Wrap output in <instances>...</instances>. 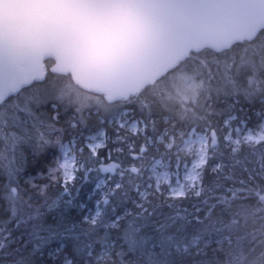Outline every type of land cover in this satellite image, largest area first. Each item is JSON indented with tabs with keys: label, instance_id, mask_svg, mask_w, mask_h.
I'll list each match as a JSON object with an SVG mask.
<instances>
[{
	"label": "trees",
	"instance_id": "1",
	"mask_svg": "<svg viewBox=\"0 0 264 264\" xmlns=\"http://www.w3.org/2000/svg\"><path fill=\"white\" fill-rule=\"evenodd\" d=\"M54 64L51 59L45 62L49 69ZM176 74L186 76L189 97H182L178 86H172L170 77ZM54 78L66 100L91 112L89 130L94 135L107 129L108 136L114 137L112 127L96 121L110 119L124 108L133 118H142L147 130L136 136L129 129L122 131L126 140L119 145L109 139V147L124 149V167L115 174L93 172L85 180L84 158L79 153L82 169L66 187L60 168L48 172V166L55 167L56 147L33 155L28 144H21L13 153L0 142V264H121V259L124 264H264V210L256 211L264 199V143H243L233 153L223 139L228 130L225 120L230 116L237 117L233 124L244 121L248 129L262 127L264 29L226 49L204 46L193 50L156 84L128 99L109 102L78 87L70 74L55 72ZM65 128V142L75 136L79 147L81 130ZM192 128L215 130L218 137L201 170V187L211 189L217 198L220 193L232 196L240 188L249 191L237 192L222 203H216V198L202 202L195 192L168 200L149 196L146 211L137 207L133 201L140 202L141 197L133 185L139 179L145 188L153 183L150 168L164 151L159 138L168 133L178 144L182 140L179 133ZM145 135L151 138V145L149 153L135 162L140 176L130 171L133 161L128 158V143L134 140L139 145ZM216 164L221 167L214 170ZM108 177L112 178L109 187L121 181L123 188L104 205V193L100 195L95 187ZM98 200L101 211L93 225ZM213 204V222L201 224L192 219L195 207L202 208L199 215L203 217ZM116 216L123 219L113 228L110 224Z\"/></svg>",
	"mask_w": 264,
	"mask_h": 264
},
{
	"label": "water",
	"instance_id": "2",
	"mask_svg": "<svg viewBox=\"0 0 264 264\" xmlns=\"http://www.w3.org/2000/svg\"><path fill=\"white\" fill-rule=\"evenodd\" d=\"M262 29L264 0H0V61L17 73L0 87L52 59L81 89L129 98L193 50L226 49Z\"/></svg>",
	"mask_w": 264,
	"mask_h": 264
},
{
	"label": "snow or ice",
	"instance_id": "3",
	"mask_svg": "<svg viewBox=\"0 0 264 264\" xmlns=\"http://www.w3.org/2000/svg\"><path fill=\"white\" fill-rule=\"evenodd\" d=\"M51 73V78H50ZM17 74L14 70L8 68V66L0 61V85L8 79L10 75ZM55 77V68L49 69L47 65H44L43 70L32 76L29 79H22L16 87L12 89H7L0 87V142L8 145L13 153L16 152L17 148L21 144H28L33 151V155H40L49 148L56 147L58 155L53 157V163L55 167L48 166L49 174L57 171L59 168H71V165L75 163V160H69L68 155L72 147L77 146V138L72 136L70 140L66 143L64 140V133L66 132L65 125L67 128L72 129L75 132L80 129V137L82 143H79V153L81 157L84 158V178L87 180L88 175L95 173H116L118 168H123L124 149L122 147H109V139H111L112 144H123L126 137L122 135V131H126L129 127V123L123 120L121 117L128 115V109L124 108L119 115L114 116L110 119L99 118L96 122L100 125H108L112 127L114 132V137H109L107 129L101 131V136L104 138L97 141L95 144L91 141L96 140V136L90 131V121L91 112L86 111L83 105L74 106L71 99L65 98V95L60 91L59 85ZM251 83V81H249ZM237 119L236 116H230L225 120V125L229 124V121ZM242 123H245L242 121ZM138 125H143V128L138 127ZM246 126V124H245ZM131 132L133 136L140 133H146L147 124L142 118H137L131 121L130 124ZM236 133H240L241 129L237 127L235 129ZM213 144H216V133L215 130L212 131ZM226 140H230L236 145L232 149L233 153L240 150L241 140L232 139V134L229 132ZM245 142L255 141L257 146L264 143V134L259 136H253L249 130L246 135L243 136ZM151 138L145 135L144 142L139 145L136 142L130 141L128 143V158L133 161L129 165L130 171L137 173L140 169L136 166L137 161L142 160L150 150ZM171 147V145H169ZM26 163V156L21 153ZM15 161V156H13V162ZM207 159L202 157L199 161L193 163V174L188 179L192 181L197 180V175L195 174L196 168H202L207 165ZM220 164H216L214 170L219 169ZM264 167V164L261 165ZM19 170V169H18ZM80 169L77 168L76 172ZM76 172H66L64 177L65 187L68 183L73 182L76 179ZM124 177V171L120 172L121 181ZM29 182L32 178L29 177ZM111 177L107 179H101L97 184L96 188L104 186L108 188V191L102 195V202L104 205L110 203V197L116 196L123 188L121 181L112 183ZM167 177H165V183H167ZM35 187V185H33ZM151 187V185H149ZM156 187L159 189L161 186L157 184ZM139 191V189H137ZM16 189L13 188V192ZM142 196L145 194L141 193ZM170 195L173 197H181L184 195L182 191H177L176 189H170ZM101 201H97V212L94 217H92L91 223L95 225L96 217L100 216L99 205ZM137 207H141L137 205ZM146 211V210H145ZM131 213H125V215H130ZM123 219L121 216H116L111 222L110 226L113 228L119 227L120 220ZM88 220V217H85ZM91 254V253H89ZM123 257V253H118ZM227 258V253L224 254L223 259ZM67 264H71L68 261ZM121 264H124L123 259H121Z\"/></svg>",
	"mask_w": 264,
	"mask_h": 264
},
{
	"label": "rangeland",
	"instance_id": "4",
	"mask_svg": "<svg viewBox=\"0 0 264 264\" xmlns=\"http://www.w3.org/2000/svg\"><path fill=\"white\" fill-rule=\"evenodd\" d=\"M255 35L256 34H254L252 37H254ZM216 49L222 50L221 48H216ZM170 81L171 83H173L172 86L173 85L178 86L177 89H179L180 92L182 93L181 95L182 97L185 98L189 97V91H187L186 88L188 82L185 75L176 74L173 77H170ZM121 118L129 123V127L127 129L131 131V127H130L131 121L136 118H133L132 115H127ZM232 121L233 120L229 121L228 125L224 124V127L228 128V130L223 132V139L227 143V147L230 146H232L233 148L236 147V145L232 143L230 140L225 139L226 135L229 132H231L232 134V139L233 140L240 139L241 144L243 143L256 144L255 141L245 142L243 140V136L246 135L249 130L251 131L253 136H259L261 134H264V118L260 130L248 129L247 127H245V123L239 122L233 124ZM138 127L143 128V125H138ZM237 127L241 129V132L239 134L236 133L235 131ZM100 133L95 135L96 140L91 141V143L95 144L97 141L102 140L104 138L103 136H101ZM179 134L182 136V140L181 143L178 144H177V139L168 133H164V135L159 138V141L163 143L164 151L162 157L155 160V162L150 168L151 178L153 180V183L151 185H156V181L159 180L161 182L160 186L165 188L167 191H169L170 189H182L187 193L196 192V189L201 187L200 176L203 167L195 169V173H199V175L197 176V180L192 181L187 177L193 174L194 162L199 161L202 157H205L208 160L209 152L213 145L212 143L213 137L210 132L199 131L195 128L189 129ZM217 144H218V137H217ZM169 145H171V147H169ZM70 148L71 150L69 152L68 158L70 161L74 159L75 163L71 165V168H60L62 171L63 178L65 177L66 172L69 171L76 172L77 168H79L80 170L82 169V166L79 163V150H78L79 147L78 146L72 147L70 145ZM178 156L182 157V160L180 162H177ZM165 177H167L168 180L167 183H165ZM103 187L104 186H101L100 188L95 187V190L100 191V195H101L105 193L102 191ZM100 211L101 210H99V212Z\"/></svg>",
	"mask_w": 264,
	"mask_h": 264
},
{
	"label": "clouds",
	"instance_id": "5",
	"mask_svg": "<svg viewBox=\"0 0 264 264\" xmlns=\"http://www.w3.org/2000/svg\"><path fill=\"white\" fill-rule=\"evenodd\" d=\"M182 160V157H177V162H180ZM195 171V170H194ZM140 176H142V173L137 172ZM197 176L199 173H195ZM131 183V182H130ZM161 182L159 180L156 181V185L160 184ZM156 185H152L151 187H144V183L142 179L137 180V182L133 185L134 190L139 189V194L141 197L140 202L133 201V203L137 205H140L142 210H145V204L151 203V200L146 199L147 197H155L157 200H160L163 198L164 200L175 198L170 195V190L165 192L163 190V187L161 186L159 189L156 187ZM177 191H182L184 195H188L186 191H183L182 189H176ZM244 191L248 192V189L240 188L236 189L232 192V196H227L223 193H220L217 198V194L213 192L211 189H206L205 187H199L196 189V196L201 198L202 202H208L211 201L213 198H216V203H222L225 200H232L233 197L237 196V192ZM141 193L145 194L144 196L141 195ZM260 207L256 209V211L264 210V199H262L260 202ZM215 207V204H213L211 207L208 208L207 212L204 213V216L201 217L199 213L202 211L201 207H195V210L191 213L192 219L195 220L197 223H204V220H209L210 222H213L215 220V217H213L212 209Z\"/></svg>",
	"mask_w": 264,
	"mask_h": 264
},
{
	"label": "flooded vegetation",
	"instance_id": "6",
	"mask_svg": "<svg viewBox=\"0 0 264 264\" xmlns=\"http://www.w3.org/2000/svg\"><path fill=\"white\" fill-rule=\"evenodd\" d=\"M111 102H113V101H111Z\"/></svg>",
	"mask_w": 264,
	"mask_h": 264
}]
</instances>
